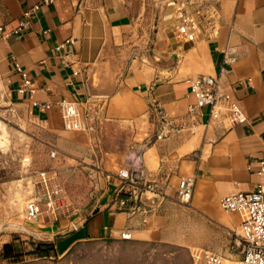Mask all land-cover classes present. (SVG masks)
Instances as JSON below:
<instances>
[{
	"label": "crops",
	"instance_id": "1",
	"mask_svg": "<svg viewBox=\"0 0 264 264\" xmlns=\"http://www.w3.org/2000/svg\"><path fill=\"white\" fill-rule=\"evenodd\" d=\"M181 1L146 0L133 11L125 0H0L5 32L19 27L25 10L41 5L20 37L0 36V89L25 118L46 129L58 157L51 175L64 196V208L43 213L29 233L55 241L84 230L83 240L101 241L129 232L131 241H186L221 254L223 264L241 258L229 233L242 216L223 210L220 199L264 184V0H194L188 11L201 18L196 40L178 33ZM226 51L235 57L232 64L225 62ZM16 65L33 93L19 92L24 81ZM223 70L246 124L212 121L208 106L195 120L189 114L196 100L187 80ZM63 100L101 106L97 130H66ZM153 102L185 129L156 140ZM139 167L163 200L122 210L118 174ZM187 177L196 184L186 206L178 187ZM191 222L201 224L200 233H189Z\"/></svg>",
	"mask_w": 264,
	"mask_h": 264
},
{
	"label": "built area",
	"instance_id": "2",
	"mask_svg": "<svg viewBox=\"0 0 264 264\" xmlns=\"http://www.w3.org/2000/svg\"><path fill=\"white\" fill-rule=\"evenodd\" d=\"M56 0H43V4H50ZM194 0H182L178 4V18L180 20V33L187 36V40H194L201 32L200 22L196 21L189 13L190 5ZM41 5L33 6L23 13V18L17 29L5 32L0 27V36L4 39L12 35L20 37L22 32L28 28L32 17L39 11ZM197 15V14H196ZM199 16V15H198ZM70 43V41L66 42ZM66 44L57 47L56 50L64 49ZM225 62L232 64L235 57L232 52H225ZM16 70L23 77V87L20 93L31 92V80L25 71L16 65ZM228 74L225 70L217 77L196 76L187 80L190 93L195 97L196 103L189 107V114L192 119L199 116L198 110L202 107H209V119L215 122L228 121L232 126L243 125L248 118L240 105V102L232 92L233 86L227 81ZM49 108L48 105L45 106ZM62 111L64 127L70 131L94 133L101 120L102 107L94 102H70L63 100L59 102ZM151 111L158 121L156 140H166L185 129L184 123H176L165 111L159 102L151 104ZM57 152L52 151L51 156L56 157ZM261 173L264 174V160L259 162ZM38 185L40 192L27 202L25 218L28 222L37 223L43 215V206L50 214H56L64 208L63 190L60 185L54 182L49 172H41ZM121 186L117 189L116 203L122 210L137 211L141 205V198L144 194H151L161 197L155 184L148 181L142 167L134 170H121L118 174ZM196 184L195 177L182 178L178 187L179 202L183 205H190ZM161 202V201H160ZM160 204V203H159ZM158 206V205H157ZM220 206L227 212H236L242 216V223L235 230L230 231L235 244L241 248V258L236 264H264V184L260 183L253 191L236 192L226 195L220 199ZM155 207V206H154ZM123 240L131 239L129 232L121 234ZM191 256L195 264H223L224 257L216 252L199 247L191 249Z\"/></svg>",
	"mask_w": 264,
	"mask_h": 264
},
{
	"label": "rangeland",
	"instance_id": "3",
	"mask_svg": "<svg viewBox=\"0 0 264 264\" xmlns=\"http://www.w3.org/2000/svg\"><path fill=\"white\" fill-rule=\"evenodd\" d=\"M125 1L130 10L138 11L146 0ZM192 17L201 22L200 16ZM180 27L178 22L180 38L187 40ZM45 131L43 125L25 118L0 89V264H195L191 249L199 246L186 241L80 240L63 254L51 251L45 257L35 253L39 242L59 241L29 233L34 223L25 218L27 202L41 190L38 175L57 168L58 157L51 156L52 142ZM189 228L190 234L201 232L198 222H191ZM7 244L12 245L9 257L5 256Z\"/></svg>",
	"mask_w": 264,
	"mask_h": 264
},
{
	"label": "water",
	"instance_id": "4",
	"mask_svg": "<svg viewBox=\"0 0 264 264\" xmlns=\"http://www.w3.org/2000/svg\"><path fill=\"white\" fill-rule=\"evenodd\" d=\"M161 201V197L144 194L141 198V204H148L149 206H157L159 205ZM96 213V211H95ZM86 234L84 230L74 232L73 234H70L66 236L64 239L59 240L57 242V249L59 254H63L66 252L67 249H69L73 244L76 242L85 239Z\"/></svg>",
	"mask_w": 264,
	"mask_h": 264
},
{
	"label": "trees",
	"instance_id": "5",
	"mask_svg": "<svg viewBox=\"0 0 264 264\" xmlns=\"http://www.w3.org/2000/svg\"><path fill=\"white\" fill-rule=\"evenodd\" d=\"M57 242H39L36 246L35 253L47 257L50 255L51 251H55V252L58 251ZM4 249H5V256L9 257L11 254L12 245L7 244Z\"/></svg>",
	"mask_w": 264,
	"mask_h": 264
}]
</instances>
